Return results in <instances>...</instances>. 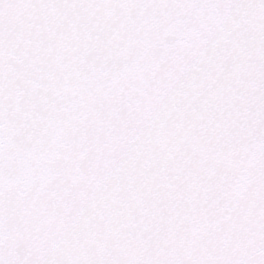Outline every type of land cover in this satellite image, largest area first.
Wrapping results in <instances>:
<instances>
[{
  "label": "water",
  "instance_id": "1",
  "mask_svg": "<svg viewBox=\"0 0 264 264\" xmlns=\"http://www.w3.org/2000/svg\"><path fill=\"white\" fill-rule=\"evenodd\" d=\"M0 264H264V0H0Z\"/></svg>",
  "mask_w": 264,
  "mask_h": 264
}]
</instances>
